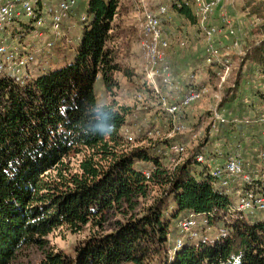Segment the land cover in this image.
I'll list each match as a JSON object with an SVG mask.
<instances>
[{
    "label": "trees",
    "instance_id": "16d2710c",
    "mask_svg": "<svg viewBox=\"0 0 264 264\" xmlns=\"http://www.w3.org/2000/svg\"><path fill=\"white\" fill-rule=\"evenodd\" d=\"M136 1L89 0L72 63L24 81L0 77V264H17L18 252L27 246L45 249L39 264H264V213L239 211L232 194L215 185L197 161L201 153L244 157L258 144L249 152L257 161L264 151V0H246L243 6L257 22L244 52L237 53L241 61L233 85L223 87L218 110L227 121L217 125L221 150L207 155V136L206 144L188 150L170 173L161 170L160 148L131 147L122 133L137 107L118 99L119 72L137 95L147 85L158 99L122 58L130 45L123 37L132 33L124 21ZM171 7L197 25L184 0H171ZM196 59L203 65V58ZM192 74L176 73L181 94L202 85ZM98 79L111 96L105 105L97 102ZM153 183L162 189L141 213L105 231L111 209L130 207ZM191 215H205L216 232L209 239L184 237L177 247L179 222ZM64 226L91 230L73 255L46 249L48 236Z\"/></svg>",
    "mask_w": 264,
    "mask_h": 264
},
{
    "label": "built area",
    "instance_id": "2783aa9c",
    "mask_svg": "<svg viewBox=\"0 0 264 264\" xmlns=\"http://www.w3.org/2000/svg\"><path fill=\"white\" fill-rule=\"evenodd\" d=\"M43 0H0V77L9 75L18 81H24L32 76L30 66L37 63L39 52L54 55L57 47H69L74 40L66 33L64 27L67 22L77 15L78 0H60L57 3L42 2ZM158 10L149 7L146 0H139L141 11L139 44L142 58L145 62V81L153 88L158 97L163 111L167 114L173 132L182 131L179 123L181 112L190 105L204 98L207 86L191 87L188 91L180 93L181 85L172 74L168 62V50L170 40L165 35L161 17L169 12V2L163 0ZM193 8L197 19V26L203 38V54L207 63H216L219 68L217 88L221 91L229 82L233 69L232 53L230 50L223 51L216 44V37L225 33L231 38L232 47L238 54L244 52V36L230 15V10L236 8V0H184ZM219 15L223 24L215 23L214 18ZM32 20L38 29H48L52 37L42 42V45L34 49L24 42L18 41L11 33L12 26L19 20ZM88 17L86 13L80 15V22L84 23ZM43 31L38 32L41 37ZM79 38V37H78ZM185 43L182 42V45ZM191 79L198 76L192 74ZM170 93H175L171 96ZM221 93L217 97H221ZM141 99V93H139ZM140 113L133 112L130 120H139ZM213 127L221 122H226L224 114L216 109L211 116ZM237 121V120H236ZM241 121V120H238ZM264 122V115L262 116ZM248 122V120H247ZM140 130V127L137 128ZM124 137L128 141H134L133 131L128 124L123 127ZM149 134L152 131L148 132ZM188 149L184 143L171 144L169 146V160L177 166L186 155ZM258 160H245L240 156H233L223 164L213 162V159L205 154H198L197 161L212 176L215 185L222 187L232 194L234 186H237V208L243 213L255 215L264 213V151L257 155ZM145 176H151L150 170H145ZM180 236L176 246L180 247L184 237L209 239L206 234L211 230L209 219L205 215H191L179 222ZM223 231V230H222Z\"/></svg>",
    "mask_w": 264,
    "mask_h": 264
},
{
    "label": "rangeland",
    "instance_id": "374dc122",
    "mask_svg": "<svg viewBox=\"0 0 264 264\" xmlns=\"http://www.w3.org/2000/svg\"><path fill=\"white\" fill-rule=\"evenodd\" d=\"M152 7V10H156L163 0H146ZM236 8L230 10V15L240 30L241 34L244 36V48L251 39V27L257 22L256 18L250 16L247 11L243 8L246 0H236ZM42 2H46L43 0ZM87 13V5L85 2L79 5V11L77 9L78 17V27L74 29L70 37L74 40L73 44L66 47L63 56H51L45 54V52H39L37 54V63L30 66L31 74H43L52 69L61 68L69 63H72L75 59V52L79 46L81 35L83 34L84 24L80 22V15ZM140 15L133 9L126 17L124 24L132 28V33L123 37L126 41L130 42L127 51L123 54L122 58L124 62L135 70L137 77L145 82V62L142 58V53L139 44V28H140ZM22 21V22H20ZM31 20L22 19L17 21L11 28L12 35L20 42H24L34 49L42 45V42L48 37V29H38L35 27L34 22ZM164 32L168 39L170 40V48L168 50V62L170 64L172 74L177 79L176 73H183L188 76V72L192 69L199 76L194 80L196 85L206 84L208 90L204 98L200 101L195 102L188 108L184 109L181 113L180 124L182 126V131L173 132L168 119L167 114L163 111L160 106L158 99L151 94V90L147 85L143 87L146 92L141 93V99L139 94L129 86L127 79L122 72L118 73V78L121 82V89L118 95V99L122 104H129L131 106L137 107V112L140 113L141 117L139 120H130L129 125L133 131L134 141L129 143V146H149L153 148L158 147L161 149L162 153L160 155L162 159L164 158V166L161 170L165 172H172L174 166L171 160H169V144L166 140H170L171 144H182L184 143L187 149L190 151L195 148H201L206 144V138L209 137L210 143L204 147L203 151H206L207 155H210L211 151L222 148L224 139L217 138L218 130L217 128L208 127L212 123V115L216 109L219 108L220 100L224 94V89L220 91L216 86L217 78L214 74V70L218 71V67L215 65H210L203 54V38L201 32L196 24L191 23L189 20L182 16H179L173 10V7L169 8L167 15L161 17ZM24 26V32H20L22 26ZM31 24V26H29ZM43 31L44 34L39 37L38 32ZM200 35V37H199ZM79 37V38H78ZM182 42L185 44L182 45ZM216 44L222 48L225 52L230 50L232 53V64L233 71L230 75V82L227 86H231L234 83L236 71L240 65V55H237V51L232 47L231 38L225 33L220 34L216 37ZM58 50V49H57ZM56 55V53H55ZM196 56L203 58V65L200 64ZM198 60V61H197ZM214 69V70H213ZM38 72V73H36ZM137 78V79H138ZM95 93L97 97V102L99 105H105L111 100V96L106 91L105 85L101 79H98L95 84ZM221 93V97H217V94ZM173 97L176 94L170 93ZM248 96V94H247ZM251 100L248 98V102ZM144 104L148 107L144 108ZM264 106V105H263ZM225 116V115H224ZM140 127V130L137 128ZM149 130L152 133H148ZM154 147V148H155ZM153 148V149H154ZM207 148V149H206ZM255 153V150H254ZM253 153V154H254ZM186 158L184 155L183 160ZM182 160V161H183ZM156 183V182H155ZM153 183V187L147 196H138L132 203H124L118 209H111L108 219L105 224V231H111L116 228L117 222L124 221L132 214H139L141 210L146 207L152 201V197L159 194L161 191V185ZM234 201H237L236 195L232 194ZM263 214V213H261ZM256 215V214H255ZM216 230L211 228L206 234L213 235ZM91 233L89 227L85 229L74 232L67 227H59L55 229L48 236V246L61 249L69 254H75V246L86 238ZM45 249L37 246H27L18 252L16 263L17 264H39L44 257Z\"/></svg>",
    "mask_w": 264,
    "mask_h": 264
},
{
    "label": "crops",
    "instance_id": "0c3cea01",
    "mask_svg": "<svg viewBox=\"0 0 264 264\" xmlns=\"http://www.w3.org/2000/svg\"><path fill=\"white\" fill-rule=\"evenodd\" d=\"M46 2H48V3H57V2H59L60 0H45ZM88 1L89 0H78V5H77V8L76 9H78V11H79V5L80 4H82L83 2H85L86 3V5L88 6ZM138 1V0H137ZM136 1V2H137ZM149 7L152 9V7L149 5ZM135 12L137 11L138 12V15H140V17H139V19L141 18V16H142V14H141V11H140V9H139V3L137 2V5L135 6ZM156 10H158V8L156 9ZM156 10H154V11H156ZM77 18L78 17H72L68 22H67V26L66 27H64V33H66V34H68L69 36H70V34H71V32L74 30V29H76L78 26V20H77ZM214 21H215V23H217V24H219V25H222L223 26V24H222V22H221V19L219 18V15H217L215 18H214ZM48 37L50 38V37H52V32H51V30H49V33H48ZM199 37H200V35H199ZM203 44H204V42H203ZM58 49V50H57ZM67 50V48L66 47H63V46H59V47H57L56 48V50H55V52H54V56H57L58 55V57L59 56H63L64 55V53H65V51ZM55 53H56V55H55ZM190 70H192V69H190ZM189 70V71H190ZM218 71H219V68L217 69ZM196 75L197 76H199L197 73H196ZM216 76V78H217V82H216V85H217V83H218V76L217 75H215ZM198 78V77H197ZM229 82H230V78H229ZM228 82V83H229ZM227 84V83H226ZM204 85H206V84H204ZM220 95H222V94H220ZM264 108V107H263ZM181 116H182V113H181ZM262 137L264 138V131L262 132ZM208 145V144H207ZM259 147V145L257 144V145H253L252 147H249L246 151H247V153H248V155H245L244 154V159L245 160H249V161H252V160H254V158H251V156H249V152L250 151H253V150H255V148H258ZM241 149H242V147L240 148V152H242L241 151ZM218 151H220L221 150V147H220V149H217ZM249 150V151H248ZM212 159H213V162L214 163H217V164H223V163H225L226 162V160L227 159H225L224 158V156L222 155V154H218V156H214V157H212ZM236 187L237 186H234V187H232L233 188V192H232V194H234L235 195V189H236Z\"/></svg>",
    "mask_w": 264,
    "mask_h": 264
},
{
    "label": "clouds",
    "instance_id": "9594fccd",
    "mask_svg": "<svg viewBox=\"0 0 264 264\" xmlns=\"http://www.w3.org/2000/svg\"><path fill=\"white\" fill-rule=\"evenodd\" d=\"M242 255V254H241Z\"/></svg>",
    "mask_w": 264,
    "mask_h": 264
}]
</instances>
